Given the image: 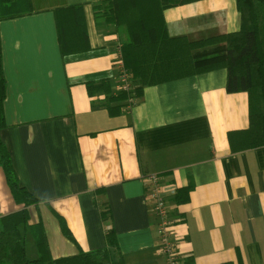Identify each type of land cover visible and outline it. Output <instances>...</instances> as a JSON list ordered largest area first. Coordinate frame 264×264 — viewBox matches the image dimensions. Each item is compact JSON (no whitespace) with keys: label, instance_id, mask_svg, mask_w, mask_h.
<instances>
[{"label":"crops","instance_id":"crops-1","mask_svg":"<svg viewBox=\"0 0 264 264\" xmlns=\"http://www.w3.org/2000/svg\"><path fill=\"white\" fill-rule=\"evenodd\" d=\"M110 1L31 0V14L0 22L1 136L40 201L30 224L43 223L53 259L106 248L111 228L125 264H166L147 180L157 176L180 264H264V146L245 148L248 93H228L221 68L120 98L128 34L96 8ZM164 20L191 42L241 29L237 0L169 8ZM22 207L0 167V215Z\"/></svg>","mask_w":264,"mask_h":264},{"label":"trees","instance_id":"trees-1","mask_svg":"<svg viewBox=\"0 0 264 264\" xmlns=\"http://www.w3.org/2000/svg\"><path fill=\"white\" fill-rule=\"evenodd\" d=\"M200 0H113L96 6L98 17L124 28L128 42L123 45L126 70L133 75V92L120 98L140 97L145 86L155 85L225 68L228 93L246 92L250 104V128L245 148L264 146V0H237L241 17L238 32L212 36L197 41L186 37L171 38L164 11ZM31 0H0V22L31 14ZM60 11H58L59 13ZM91 87V86H90ZM6 80L3 72L0 40V167L15 202L23 207L0 215V264H125L111 228L108 246L93 252L53 259L42 222L30 224V208L39 200L22 187L9 150L2 140L6 127L4 101ZM103 215H108L103 211ZM59 218L66 238L75 242L64 219ZM35 242L38 256L27 254L28 237Z\"/></svg>","mask_w":264,"mask_h":264},{"label":"built area","instance_id":"built-area-1","mask_svg":"<svg viewBox=\"0 0 264 264\" xmlns=\"http://www.w3.org/2000/svg\"><path fill=\"white\" fill-rule=\"evenodd\" d=\"M122 69L119 74V89L125 92L132 91V85L130 82V76L124 69L121 63ZM148 184H151V194L154 199V211L159 218L158 226V244L162 255L166 259V264H180V259L178 256V245L173 240L171 229L174 222L169 217V207L160 194V184L159 178L157 176H150L148 179Z\"/></svg>","mask_w":264,"mask_h":264},{"label":"rangeland","instance_id":"rangeland-1","mask_svg":"<svg viewBox=\"0 0 264 264\" xmlns=\"http://www.w3.org/2000/svg\"><path fill=\"white\" fill-rule=\"evenodd\" d=\"M28 252L31 259L33 258L32 254L36 256L37 253L35 242L30 236L28 237Z\"/></svg>","mask_w":264,"mask_h":264}]
</instances>
